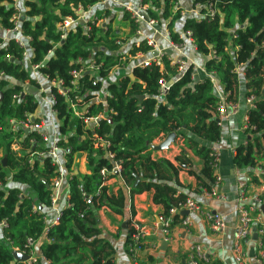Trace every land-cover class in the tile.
Returning <instances> with one entry per match:
<instances>
[{
	"label": "trees",
	"instance_id": "trees-1",
	"mask_svg": "<svg viewBox=\"0 0 264 264\" xmlns=\"http://www.w3.org/2000/svg\"><path fill=\"white\" fill-rule=\"evenodd\" d=\"M99 1L20 0L21 16L15 26L13 1L0 0V27L4 32L18 29L17 34L0 37V223H4L0 228V264H27L15 261L12 252L24 251L28 238H42L51 210L52 182L59 175L51 158L38 155L47 151L39 134L10 129L9 122L32 118L38 107L35 96L24 91L25 84L38 88L24 62L26 48L30 50L29 66H38L36 72L57 85L51 86L50 94L58 121L57 146L63 150L67 201L58 223L39 246L48 264H113L114 249L101 236L97 213L105 210L123 216L124 189L130 198L151 193L153 204L162 210L159 216L169 218L170 209L190 199L178 181L180 170L195 177L196 194L202 190L209 193L218 184L217 166L209 156L211 146L220 138L214 118L219 98L213 94L212 83L208 78L193 83L192 66L179 71L178 64L167 56L162 57L160 66L152 63L144 67L141 62L151 59V48L136 38L139 27L125 11L121 20L128 22V33L123 39L120 30L113 28V14L107 9L98 10L96 16L106 22L88 31L80 23L65 33L57 28L65 18L77 19L78 7L88 11ZM190 2V10L198 8V15H183L178 0H143L142 4L145 17L165 29L172 44H182L181 35L190 33L196 53L206 58L205 72L215 75L226 102L236 104L238 83L243 80L245 99L253 97L254 102L248 111L246 143L235 149L232 163L239 169H262L264 0ZM17 39L25 45L20 46ZM137 55L143 59L132 66L133 79L126 75L109 81L114 69L124 68ZM91 64L97 72L85 70L72 86L71 72ZM162 82L169 84L164 95L160 94ZM59 90L66 91L65 95ZM103 91L106 95L101 102L97 97ZM99 115L94 130L87 129L84 118ZM38 122L33 119L32 123ZM170 133L200 159L199 172L190 169V159L183 151L174 157L176 165L163 158L151 159V144ZM195 138L210 146L199 145ZM77 154L85 155L86 175L74 173ZM115 162L120 164L119 175L102 176L101 171H111ZM115 177L121 186L111 193L106 183ZM251 180L259 182L257 176ZM170 218L172 227L179 224L181 214ZM132 235L130 229L127 248Z\"/></svg>",
	"mask_w": 264,
	"mask_h": 264
},
{
	"label": "crops",
	"instance_id": "crops-1",
	"mask_svg": "<svg viewBox=\"0 0 264 264\" xmlns=\"http://www.w3.org/2000/svg\"><path fill=\"white\" fill-rule=\"evenodd\" d=\"M117 2L119 5L101 3L95 6L89 14H95L97 16L98 10L107 9L110 10L114 18V16L118 13L121 14L124 6L135 7L136 5L135 0H117ZM178 4L179 7L183 8L186 15H192V13H190V0H178ZM180 29L181 27H177L176 31H180ZM154 30L157 32V35L154 34L153 29L150 30L144 24L141 26L142 35L157 40L159 51L170 58L173 62H186L192 64L193 83L207 78V72L204 70L206 58L197 54L190 42H188L182 50L177 51L168 43V41L162 38L166 32L165 29H160L158 25H156ZM121 31L124 34H121ZM119 32L123 39L128 33V28H123V30H120ZM0 37H5V32L1 27ZM26 54L29 58L30 50L27 48ZM28 58L26 57L24 62L28 68H30ZM142 59V55H137V57L129 59L130 64L128 66L111 72L109 81H116L126 75L130 76L132 66H136ZM30 76L36 82L38 88L25 84L24 91L27 94L34 95L37 100L38 107L34 115H32V119L38 120L42 123L43 132L49 135V141L47 143L44 142V146L47 148L53 140L59 139L57 132L58 121L51 104L53 103L52 96L50 94L52 84L36 71L30 70ZM245 92L244 82L240 79L237 89V112L236 114L223 120V122L219 125L220 138L215 145L218 150L219 157L216 169L218 184L215 189L219 194L225 197V200L219 202L208 198L203 194V190L201 194H196L197 181L195 177L189 175L185 169L180 170L178 173L179 183L186 188L184 193H186L190 199L198 203L203 209L212 210L220 214L224 220L225 228L220 233H214L210 231L207 223L200 215L190 214L193 223L191 233H185L180 225L176 224L171 227V241L165 243L163 242L161 231L157 226V219L159 215H161L162 210L159 206L153 204L152 194L143 193L130 198L128 190L124 189L126 204L123 216L110 215L105 210H100L97 213L101 236L107 240L114 249L113 264H130L126 241L130 234V229H132V224H138L149 234L143 242V252L139 256L141 264H189L190 250L195 244L201 245L203 250L207 253L209 259L216 264H236L232 248L236 224V208L239 204L240 191L238 185L240 182H243L246 185L245 193L249 197L260 195L261 189H264V177L257 176L259 180L258 183L252 182L251 180L253 176H256V174L259 173L260 168L239 169L232 163V156L235 149L239 145L245 144L248 137L241 130L243 119L248 115V111L250 109L249 105L245 102ZM213 94L217 98L223 97L218 80H216V84L213 86ZM105 95V91H103V93L97 97L98 101L104 102ZM194 140L199 143V145L210 146V144L198 138H195ZM162 141L157 140L151 144V159L155 160L163 158L176 165L174 157L178 156L181 151H183L187 158L190 159V169L194 172H199L201 170L202 163L200 159H198V157H196L191 150L186 148L183 142L178 138L176 139V142L165 151H154L152 148L154 146H158ZM59 159L63 162L61 154H59ZM260 164L264 165L262 162ZM72 168L74 173H79L81 175L88 174L86 170L85 155H75L74 166ZM106 185L108 186L109 192L115 193L120 188L121 182L120 179L115 177L110 179ZM66 201V185L63 183L59 191V197L55 207L51 208V210L47 213V225L50 224L56 217L57 213H60V211L66 206ZM249 203H252V201ZM259 215L262 219L264 218V206L261 208ZM123 223L127 224V228L122 227ZM256 241L257 239H252L251 230V237L245 240L242 244V248L247 254L246 264H259L256 260Z\"/></svg>",
	"mask_w": 264,
	"mask_h": 264
},
{
	"label": "built area",
	"instance_id": "built-area-1",
	"mask_svg": "<svg viewBox=\"0 0 264 264\" xmlns=\"http://www.w3.org/2000/svg\"><path fill=\"white\" fill-rule=\"evenodd\" d=\"M12 1H13L15 11L17 12L12 18V20L14 21V25L16 26L19 23L20 16H21V14L19 13L20 8L18 7L20 0H12ZM101 3H110V4L112 3L115 5H119L117 0H100L99 3H97L95 6ZM135 3H136L135 7L124 6L123 11L127 12L130 15V18L139 27L136 32V36H137L136 38L138 40L140 39L145 40L146 44L151 48V52H154V51L157 52L156 57H151V59L145 60L141 62V64L144 67H148L152 63L157 66H160L162 62V57L165 55L159 51L157 40H154L153 38L148 37V36H143L141 32V26L144 24L150 30L153 29L154 34L157 35L156 34L157 32L154 30V27H156L157 23L156 21L148 20L145 17L146 6L142 4L143 0H135ZM94 7L89 8L88 11L83 10L82 7H78L77 9V12L79 13L78 18L77 19H73L70 17L65 18L61 23L57 25V28L62 33H65L66 31H69L74 25L80 23L84 27V30L88 31L91 29L92 26L99 25L101 22H106L105 19L98 20L95 14L93 15L89 14V12ZM190 13H192L193 15H198V8L191 10ZM182 14L186 15L184 11ZM212 14L213 12L210 11L209 15H212ZM17 32H18L17 28H14L11 31H6L5 38L10 36L11 34H17ZM181 36L183 37L184 41L180 45L172 44L169 41V35L167 32H165L162 38L168 41V43L177 51L182 50L188 42H190L193 45L190 39L189 32H186L185 34H182ZM61 38H63V35L61 36ZM23 41L24 40L17 39L16 42L20 46H24L25 43ZM193 47L195 49L194 45ZM24 57L25 59L26 57L28 58L26 52L24 53ZM172 63L178 64L179 71L184 70L186 67L192 66L191 63H186V62H173L172 61ZM37 68L38 66H30V70L32 71H36ZM85 70H88V72H92V74L97 72V68L93 64L86 66L85 68H81L78 71H72L71 72V75L73 78V81L71 82L72 86H75L76 81L83 74ZM206 74H207V78L212 83V86H214L216 84L217 78L215 77L214 74H209V73H206ZM0 77H3V74L0 73ZM50 83L52 84V86H57L55 83H52V82ZM168 89H169V84L162 82L160 94L164 95L168 91ZM58 93L61 95H65L66 91L59 90ZM15 98H18V97H15ZM52 101H53V98H52ZM245 102L247 105H249L250 109L253 108V105H252L254 102L253 97L246 98ZM71 107L73 108L75 114L79 115V112H76L75 108L72 105ZM237 108H238L237 104L226 102L224 97L219 98V101L217 102V106H216L215 116H214L215 120L217 121V124L220 125L223 122V120L229 118L231 115L236 114ZM99 118H101L100 115L96 117L84 118L83 123L87 129H90L91 131H93L94 128L97 126ZM32 122H33V119L29 117H27L25 121H20V122L11 121L9 122L10 129L11 131L22 129V130L29 131V132H36L37 134L41 136L43 142L47 143L49 141V135L43 132V124L40 122L38 123H32ZM248 129H249V126H248V115H247L243 119L241 130L243 131V133H246ZM12 148L14 150H18L15 145ZM62 152L63 150L57 146V140H53L51 144L47 147V151L45 153L38 154L40 157L51 158L58 166L59 175L52 182V194L50 195L51 208L55 207L58 197H59V191L61 189V186L63 185V183H65L66 175H65V171L63 167V162H61V160L59 159V154H61ZM209 156L213 158L216 166H218L219 157H218V150L215 145L211 146ZM109 157L112 158L111 155H109ZM119 173H120V164L118 162L114 163L111 171L109 172L105 170L101 171L102 176L111 175V174L118 176ZM256 176L264 177V168L259 169V173L256 174ZM238 188L240 191L239 204L237 205V208H236V224H235L234 242H233V248H232L234 260L236 264H246L247 254L243 250L242 244L245 240L251 237V230L252 228H255V232L257 235V241H256L257 259L256 260L257 262H259V264H264V218L262 219L259 215L261 208L264 206V189H261L260 195L249 197L245 193L246 185L243 182L239 183ZM203 194L206 195L208 198L214 199L219 202H222L225 200V197L219 194L215 188H212L209 193L203 190ZM251 201L252 203H249ZM185 211L188 213V215L186 216L181 215V219L179 222L180 227L183 229L185 233L190 234L192 231L193 223H192L190 214L200 215L203 218V220L207 223L210 231L214 233H220L225 228L224 220L220 214L212 210L203 209L198 203H196L192 199H187L184 203L179 204L177 207L170 209L169 215L171 217L178 213L182 214V212H185ZM59 217H60V213H57L54 220L50 224L46 225L41 239L33 240L31 238H28L25 243L24 251H19L17 249H14L15 252H19L22 255L27 257V261L25 262L21 261V262L27 263V264L48 263L42 258L41 254L39 253V246L43 242H45L46 240L45 235L47 231L53 228V226H55L58 223ZM170 217L162 218V216H159L157 219V226L159 227V230L161 231L162 239H163V242L165 243H168L171 241V226H170L171 218ZM3 226H4V223H0V228H3ZM131 228L133 230L132 244L128 245L130 264H141L139 261L140 259L139 256L143 252L142 242H143V238L147 236V231L141 226H139L138 224H132ZM4 243L8 244L6 240H4ZM189 264H216V263L212 262L209 259L207 253L205 252V250H203L201 245L195 244L192 246L190 250Z\"/></svg>",
	"mask_w": 264,
	"mask_h": 264
},
{
	"label": "water",
	"instance_id": "water-1",
	"mask_svg": "<svg viewBox=\"0 0 264 264\" xmlns=\"http://www.w3.org/2000/svg\"><path fill=\"white\" fill-rule=\"evenodd\" d=\"M11 7V6H9ZM145 19V18H144ZM151 56L152 57H156L157 56V52H151ZM45 65V62L41 65V67H43ZM130 78L133 79V76L130 75ZM1 96V95H0ZM140 99H142V97H140ZM110 121V120H109ZM111 122V121H110ZM217 122V121H216ZM26 133H29V131H26ZM176 135L174 133H170L169 135L166 136V138L158 145V146H154L152 149L154 151H165L166 149H168L172 144H174L176 142ZM2 163H3V166H5V158H3L2 160ZM138 179L136 178V182L135 184L137 183ZM181 215H188V213L185 211V212H182ZM127 224L126 223H123L122 227L123 228H127L126 226ZM252 239L253 240H256L257 239V235H256V232H255V228H252ZM12 256L14 258L15 261H27V257L22 255L21 253L19 252H12Z\"/></svg>",
	"mask_w": 264,
	"mask_h": 264
},
{
	"label": "rangeland",
	"instance_id": "rangeland-1",
	"mask_svg": "<svg viewBox=\"0 0 264 264\" xmlns=\"http://www.w3.org/2000/svg\"><path fill=\"white\" fill-rule=\"evenodd\" d=\"M121 12V11H120ZM122 13V12H121ZM121 14H117L116 16H114V21H113V28H119L120 30H123V28H126L128 27V22L126 21H122L121 20ZM142 31H143V27H142ZM121 34H124L122 31H121ZM130 63H129V60L125 63V67L128 66ZM116 70V69H114Z\"/></svg>",
	"mask_w": 264,
	"mask_h": 264
},
{
	"label": "bare ground",
	"instance_id": "bare-ground-1",
	"mask_svg": "<svg viewBox=\"0 0 264 264\" xmlns=\"http://www.w3.org/2000/svg\"><path fill=\"white\" fill-rule=\"evenodd\" d=\"M148 235H149V234L147 233V236H148ZM147 236H146V237H147ZM146 237L143 238V242H144V240H145ZM143 242H142V243H143ZM142 245H143V244H142Z\"/></svg>",
	"mask_w": 264,
	"mask_h": 264
}]
</instances>
